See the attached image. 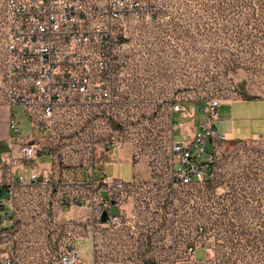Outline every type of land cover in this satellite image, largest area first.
Listing matches in <instances>:
<instances>
[{
	"label": "built area",
	"instance_id": "2783aa9c",
	"mask_svg": "<svg viewBox=\"0 0 264 264\" xmlns=\"http://www.w3.org/2000/svg\"><path fill=\"white\" fill-rule=\"evenodd\" d=\"M161 2L5 0L7 33L0 62V96L9 105L20 106L28 124L39 133L36 138L22 135L16 119H8L13 138L32 167L31 183L49 182L47 175L39 177L35 170L39 155H47L52 167L61 173L82 168L91 179L86 200L93 220H98L102 209L107 210L108 220L113 218L110 200H115V229L124 230L131 238L143 237L148 248L152 247V237L161 236L165 252L149 257V264H215L194 256L197 248L206 249L199 236L201 226L195 229L196 241L178 239L176 195L180 189L201 188L214 179L212 141L227 140L216 128L220 99L204 100L202 109L207 119L199 122L190 135L182 130V122L173 121L172 114L182 111L181 101L175 98L169 104L162 103L161 112L169 116L171 125L169 154L149 157L151 176L147 181L101 178L107 194L103 196L92 180L97 148L107 155L111 147L137 142L133 132L137 101L128 89L132 50L128 33L139 21L153 20L162 8ZM155 119L146 123L150 126L146 145L154 137ZM175 130L179 136L174 139ZM17 182H24L23 174L17 176ZM4 189L7 196L0 197V225L13 222L15 186L8 183ZM58 197L67 194L61 192ZM78 197L74 202H81ZM128 205H132V211H128ZM9 232V228H0V239L9 240ZM57 257L60 264L81 263L74 247L60 248ZM131 263L130 256L123 263L115 262Z\"/></svg>",
	"mask_w": 264,
	"mask_h": 264
},
{
	"label": "rangeland",
	"instance_id": "374dc122",
	"mask_svg": "<svg viewBox=\"0 0 264 264\" xmlns=\"http://www.w3.org/2000/svg\"><path fill=\"white\" fill-rule=\"evenodd\" d=\"M161 5L153 20L139 21L128 33L132 41L128 89L137 101L133 132L141 152L149 145L145 141L150 137V126H146L150 118H156L152 120L155 150L162 148L160 141L171 132L162 103L175 98L203 104L210 98L222 102L264 98V0H162ZM6 33L5 0H0V62ZM261 103L249 102L253 118L264 116V107L255 108ZM228 109L221 105L216 110L220 128ZM204 114L202 121L207 119ZM21 124L24 133L38 136L22 117ZM263 134L259 131L260 136L249 140H213V181L177 193L178 239L194 242L196 227L203 228L199 236L206 249L197 248L196 259L264 264ZM47 159L41 156L38 162ZM104 168L122 177L131 171L126 163ZM17 217L14 210L13 221ZM56 260L57 249L47 242L0 239V264H52Z\"/></svg>",
	"mask_w": 264,
	"mask_h": 264
},
{
	"label": "crops",
	"instance_id": "0c3cea01",
	"mask_svg": "<svg viewBox=\"0 0 264 264\" xmlns=\"http://www.w3.org/2000/svg\"><path fill=\"white\" fill-rule=\"evenodd\" d=\"M254 101L264 102V98H236L222 102L221 105H228L229 109L223 119L224 124L220 128L216 121V128L226 136L227 140L254 139L260 136L259 131L264 132V116L253 118L250 110L254 107L249 102ZM261 104L255 107L256 110L264 107V103ZM203 106L202 102L197 101L181 102L182 111L172 114L173 121L175 119L182 122V130L190 135L198 128L199 122L204 120ZM21 111L20 106L9 105L4 96H0V197L7 196L4 189L6 184H14L12 201L14 210L18 214L17 219L12 223L6 222L0 225V228L10 229V238L19 240L30 238L31 242L37 241L40 244L47 242L48 245H54L57 251L64 246L74 247L77 249L80 264L123 263L127 256L131 257V264H149V257L165 252L162 248L161 236L152 237L149 240L152 247L148 248L143 237L131 238L124 230L115 229V200H110V213L114 215L113 218L106 222L92 219L91 206L86 200L87 185L91 179L82 168H75L72 173H61L52 167L47 155H39L35 170L39 177L47 175L49 182L31 183L29 175L32 167L24 160L20 145L13 138L8 126V119L12 116L16 119L21 134H29L23 132L21 117L27 120ZM178 136L179 132L175 130L172 137L175 139ZM154 140L153 138L151 143L145 146L147 149L143 152L131 143L120 148L111 147L107 155L101 148L96 149L92 180L100 188L103 196L107 194L105 184L100 182L101 178L137 182L147 181L150 178L151 171L147 165L149 157L168 156L171 135L169 133L160 141L162 148L158 150H155ZM41 156H47V161L39 163ZM118 163H126L131 167L128 177L115 176V172L110 174L106 172L104 167H115ZM19 174L24 176L23 183L17 182ZM61 192L67 194V197L59 198L58 193ZM77 196L81 202H74ZM127 208L128 211H132V205H128ZM5 212L10 214L8 210ZM127 249L132 251L131 254ZM52 264H60L58 257Z\"/></svg>",
	"mask_w": 264,
	"mask_h": 264
},
{
	"label": "water",
	"instance_id": "95a60500",
	"mask_svg": "<svg viewBox=\"0 0 264 264\" xmlns=\"http://www.w3.org/2000/svg\"><path fill=\"white\" fill-rule=\"evenodd\" d=\"M109 219V215H108V212L106 209H102L99 217H98V220L100 222H106L107 220Z\"/></svg>",
	"mask_w": 264,
	"mask_h": 264
},
{
	"label": "trees",
	"instance_id": "16d2710c",
	"mask_svg": "<svg viewBox=\"0 0 264 264\" xmlns=\"http://www.w3.org/2000/svg\"><path fill=\"white\" fill-rule=\"evenodd\" d=\"M215 221H217V220H215ZM228 227L231 228V225H228Z\"/></svg>",
	"mask_w": 264,
	"mask_h": 264
}]
</instances>
